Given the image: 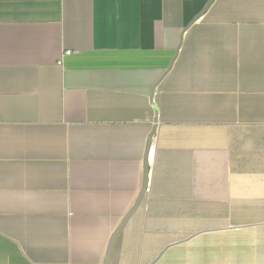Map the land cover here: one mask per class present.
<instances>
[{
  "label": "crops",
  "instance_id": "crops-1",
  "mask_svg": "<svg viewBox=\"0 0 264 264\" xmlns=\"http://www.w3.org/2000/svg\"><path fill=\"white\" fill-rule=\"evenodd\" d=\"M209 1L0 0V264H106L147 162L111 264H264V0Z\"/></svg>",
  "mask_w": 264,
  "mask_h": 264
},
{
  "label": "water",
  "instance_id": "water-1",
  "mask_svg": "<svg viewBox=\"0 0 264 264\" xmlns=\"http://www.w3.org/2000/svg\"><path fill=\"white\" fill-rule=\"evenodd\" d=\"M212 0H210L206 6L204 7V9L199 13L197 14L194 19L190 22L189 26L192 25L196 20H198L207 10V8L209 7V5L211 4ZM188 26V27H189ZM184 35V34H183ZM154 132H155V128L153 130V133H152V136L154 135ZM149 149H148V153H147V158H149ZM149 173H150V167H149V164L147 162V165H146V172H145V182H144V186L139 194V197L135 203V205L133 206V208L130 210V212L127 214V216L125 217V219L123 220V222L120 224V226L117 228V230L114 232L113 236H112V239L110 241V245H109V250H108V255H107V258H106V264H111L110 263V258H111V255H112V251H113V248H114V244H115V241L118 237V235L120 234V232L122 231V229L125 227L126 223L128 222V220L130 219V217L133 215V213L137 210V208L139 207V205L141 204L145 194H146V191H147V187H148V182H149Z\"/></svg>",
  "mask_w": 264,
  "mask_h": 264
},
{
  "label": "built area",
  "instance_id": "built-area-1",
  "mask_svg": "<svg viewBox=\"0 0 264 264\" xmlns=\"http://www.w3.org/2000/svg\"><path fill=\"white\" fill-rule=\"evenodd\" d=\"M68 53H70V51Z\"/></svg>",
  "mask_w": 264,
  "mask_h": 264
}]
</instances>
